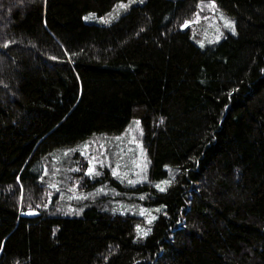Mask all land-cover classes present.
<instances>
[{
	"label": "trees",
	"instance_id": "1",
	"mask_svg": "<svg viewBox=\"0 0 264 264\" xmlns=\"http://www.w3.org/2000/svg\"><path fill=\"white\" fill-rule=\"evenodd\" d=\"M0 264H264V0H0Z\"/></svg>",
	"mask_w": 264,
	"mask_h": 264
},
{
	"label": "snow or ice",
	"instance_id": "2",
	"mask_svg": "<svg viewBox=\"0 0 264 264\" xmlns=\"http://www.w3.org/2000/svg\"><path fill=\"white\" fill-rule=\"evenodd\" d=\"M211 4H212V7L214 8L215 7V0H211ZM87 19V18H86ZM194 21H189V20H186V21H184V23H183V25H181V27H184V28H187L191 23H193ZM231 25V21H226L225 22V27H229ZM233 31H234V29H233ZM5 46H7V45H5ZM94 159V158H93ZM86 174L87 175H95V174H97L96 173V171H95V168L93 167V161L92 160H89V166H88V168H87V171H86ZM113 175H117V172L116 171H114L113 172ZM129 183H132V181H129ZM163 183H165V184H167V183H170L169 181H163ZM156 187L158 188V189H160L161 191H164V189L163 188H160V185L158 184V185H156ZM149 222H151V221H149ZM137 228H138V230H139V225L137 226ZM145 235H146V233H145Z\"/></svg>",
	"mask_w": 264,
	"mask_h": 264
},
{
	"label": "rangeland",
	"instance_id": "3",
	"mask_svg": "<svg viewBox=\"0 0 264 264\" xmlns=\"http://www.w3.org/2000/svg\"><path fill=\"white\" fill-rule=\"evenodd\" d=\"M214 13H215V17H214L215 21L213 20V22H211V25L212 24H217L218 26L223 25L225 27V22L229 21L228 18L226 16H224L220 10H218V12L214 11ZM231 24H232V22H231ZM226 29H228V31H230L231 30V25L229 27H226ZM214 38L215 37L210 38V41L213 40ZM140 165H141V163L140 164H135V167L138 168ZM93 167H95V166L93 165Z\"/></svg>",
	"mask_w": 264,
	"mask_h": 264
}]
</instances>
